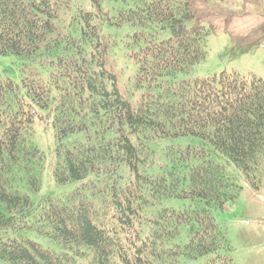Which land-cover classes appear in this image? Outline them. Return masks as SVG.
I'll return each mask as SVG.
<instances>
[{"label": "trees", "instance_id": "obj_1", "mask_svg": "<svg viewBox=\"0 0 264 264\" xmlns=\"http://www.w3.org/2000/svg\"><path fill=\"white\" fill-rule=\"evenodd\" d=\"M84 1L0 0V54L15 55L23 76L21 85L0 76V258L7 264H82V256L87 264H172L185 256L236 264L212 210L234 201L239 186L205 144L260 179L264 79L227 71L180 77L207 57L209 0H124L115 14L102 0ZM125 22L137 27L133 97L120 87V67L100 28ZM36 117L55 131L56 183L78 182L65 203L48 198L36 206L23 191L24 184L32 192L41 186ZM186 136L203 144H175ZM167 196L196 204L184 211L157 208ZM183 224L193 226L185 245L176 242ZM132 230L134 236H123ZM29 231L73 252L45 249Z\"/></svg>", "mask_w": 264, "mask_h": 264}, {"label": "rangeland", "instance_id": "obj_2", "mask_svg": "<svg viewBox=\"0 0 264 264\" xmlns=\"http://www.w3.org/2000/svg\"><path fill=\"white\" fill-rule=\"evenodd\" d=\"M209 2L211 16L206 26L211 27V33L208 37L207 57L196 65L191 73H182L180 77L208 78L227 71L239 73L244 77L257 76L264 79V0H209ZM123 5L124 0H102V6L112 12L111 14H115ZM100 28L105 41L110 44V59L114 64L116 61L120 67V87L126 97H133L135 90H131L130 77L136 65L133 64L130 53L133 46L131 45L132 34L137 27L125 22L120 26L103 24ZM115 70L118 72L116 67ZM0 76L22 84L20 62L15 55L0 54ZM37 110L39 114H46L44 110ZM33 126L34 144L44 155L43 168L39 174L41 186L39 191L32 192L24 184L23 191L31 197L36 206L42 205L48 198L65 203L78 182L56 183L53 168L57 142L53 125L51 121L36 117ZM71 137L65 138L64 142L68 143ZM164 144L165 142L161 141L157 150ZM175 144L186 147L187 145L201 146L203 143L197 137L186 136L177 139ZM205 150L211 157L225 165L228 173L239 186V194L234 201L227 202L224 209L212 210L217 224L227 233L233 248L232 257L235 263L264 264V159L261 165V177L259 180H254L217 152L211 144H205ZM255 181L257 185H254ZM195 204V201L191 199L167 196L163 197L160 204H157V208L169 207L184 211L186 208L194 207ZM152 211L153 209L147 210L148 213ZM192 227V224H183L176 242L181 245L187 244L193 233ZM134 231L136 232V230L126 231L123 236H134ZM27 235L43 248L55 253L73 252L70 247L38 231H29ZM82 257L79 258V262L87 264L88 257ZM204 261L205 257L191 259L181 256L177 263L172 264H203ZM0 264L7 263L0 258Z\"/></svg>", "mask_w": 264, "mask_h": 264}]
</instances>
